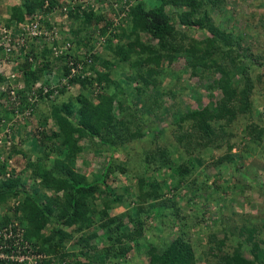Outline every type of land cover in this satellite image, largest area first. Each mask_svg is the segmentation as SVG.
Returning <instances> with one entry per match:
<instances>
[{
    "label": "trees",
    "instance_id": "obj_1",
    "mask_svg": "<svg viewBox=\"0 0 264 264\" xmlns=\"http://www.w3.org/2000/svg\"><path fill=\"white\" fill-rule=\"evenodd\" d=\"M115 1L100 0L92 4L90 0H81L76 6L68 7L66 21L70 22L71 27L69 30L64 27L66 37L60 42V47H66V49L64 48L62 54L57 57H53L49 44L44 45L39 55L35 53L33 44H31L29 45V52L37 63L32 66V63L23 59L22 56H15L14 51L6 53L4 48L0 47V61L8 56L7 60H13L16 64V70L13 72L15 78L10 83L11 86L22 84L24 87H29L34 82L41 80L45 74L56 72L59 78H66L72 75V69L79 70V76L72 75L67 80V83L68 87L69 85L78 84L82 91L72 97L73 95L68 92V89L63 88L59 97L51 102L52 106L48 114L43 116L45 123L51 120L58 130L50 135L41 130L36 133V139L33 142L29 141V139L27 141V143L31 142L35 149L38 146L42 149V154L36 156L34 163L26 164L27 169L30 170L28 176L24 177V172H18L14 165H9L8 163L19 156L30 158V155L28 156L25 153L26 151L21 148L22 143L25 142V140H22L26 139L22 135L23 126L21 123L24 120H20V123H9L14 116L6 115L5 106L0 107L1 139L3 143L5 139L9 141V147L5 143L0 144V156H5V160L0 161V212L5 215L4 222H8L9 218H17L21 221L23 240L29 243L30 246H28L32 251L44 256L40 264H84L82 262L84 257L83 250L86 248L92 251L95 250L97 257L105 256V259L98 261V264H117L129 251V247L126 246L125 242H132L135 246L137 245V238L144 232V224L141 220H135L137 225L133 231L134 233L112 236L116 229L119 230L122 227V224L120 219L113 220L109 218L107 212L114 205L125 203L124 198L122 202L121 195L112 196L111 201H104L101 210L94 211L92 208L98 200V194H102L101 191H104L107 195L111 194L108 186V181L111 177L128 176L133 173L129 161L122 159L119 155L123 138L129 136L130 140L140 141V146L144 152L143 160L140 161L143 174L137 178L138 182L135 186L131 185L129 190L126 189L128 195H135L133 197L134 204L136 202L142 203L145 201L144 199L153 198L158 201L159 198L162 199L164 197L167 186H162L165 179H161V181L157 179L158 172H165L167 177H172L175 173L178 180L175 183L176 185L173 186L174 188L181 184V181L191 173L190 167L188 169L171 158L170 150H168L170 146H168L164 138L158 136L157 133L147 132L144 134L145 143L141 141L143 133L139 132L134 126L132 121L134 116L128 117L127 121L125 115L122 114L120 119H118L112 113L114 99L118 100L120 104V95L126 92L123 87L126 84L122 85L120 80L115 79V69L122 65H128L134 72L128 77V81H131L132 85L135 84L137 86L131 87V85H128V91L132 92L135 90L137 94L135 98L144 97L146 101H144L143 105L154 108V112L157 111L154 104H149L153 101L148 99L149 97L145 95V92L149 87L157 88L161 85V80L155 81L154 76L158 75V68L163 73V68L161 67L163 59L171 60L172 52L180 51L179 45H170L175 40V33L174 35L171 33V27L164 11L166 2H174L176 0H158L159 5L151 10L147 9L148 3L134 0L125 18L122 19L123 21L129 19V25L127 24L130 26L129 30L125 25L119 27L113 25V17L118 15L114 8ZM178 1L185 3L191 8L190 12H194V15L199 14L197 21L192 22L191 26H205L210 30L213 39L209 43L204 44L208 52H216L218 58L221 56L224 59L235 53L236 48L240 45L239 40H236L231 33L224 32L210 17L211 11L216 10L220 2V5L224 3L222 0ZM49 2V6L45 10L47 14L53 9H51V6L55 4L53 0H49ZM103 2L106 5H111V9L107 13L101 11L100 4ZM93 5L95 7L99 5V7L95 8ZM23 6L14 5L10 7L9 18L1 20L4 27L12 31L13 37L15 33L18 38L23 34L17 28V23H22L24 26L23 30L26 31L25 26L28 25V22L30 23L26 16L34 15L41 10L44 11L43 0H24ZM12 23L15 24L13 27ZM72 23H74V26H72ZM43 24L44 27L51 28L50 22L45 21ZM98 25L101 26L98 36L104 35L105 37L101 45V48L104 49L102 55L96 51L97 39L93 35L83 38L86 28ZM112 26H114V30L113 28L111 29ZM109 30H112V33H110L109 37H106ZM143 32L158 40L159 45L155 51L143 45V41L140 40L139 36ZM14 39L16 38H11L8 44L14 45L16 42ZM125 39L127 40L126 42L124 41ZM27 42L28 38H26L25 43ZM57 43L58 41H53V45L56 47H58ZM188 45L185 47L184 52L189 55V61H191L192 65L201 67L203 70H210L217 65L218 61L216 60H205L199 44L193 41L191 44L189 42ZM240 57L239 62H241L243 67H241V73H239L240 80H238V84H234L227 68L224 67L222 69L219 66L221 78L217 82L218 85L211 86L210 90L219 89L222 95L221 98L216 102L212 101L199 110L181 116L174 123L178 128H183L187 120H193L192 125L185 131L179 132L177 139H174V148L181 150L183 146L180 143L185 142L187 137L189 140L195 137L197 139L201 138L202 142H197L195 139V142L191 143L189 147L192 152L194 151L198 155L199 150L214 142L216 135H224L227 138H231L232 133L227 128L235 121L242 120L241 122H243L245 120L246 123L242 127V133L249 140L248 143L244 144L245 149H243V152L245 156L249 154V149L253 151L251 144L259 146L261 149V143L264 141V125L262 124L264 109H260V107L255 105L254 96H252L256 88L249 70L250 59L253 56L249 54ZM5 81H7L5 75L0 72V86L4 85ZM141 86L144 88L142 89ZM95 90L94 103L89 95ZM52 95L53 91H48L40 100L44 98L50 99ZM3 96L4 93L0 91V98ZM24 105L26 107V103ZM127 107L129 106L127 105ZM18 109L23 110L24 108L18 107ZM127 110V114H130L131 108ZM8 112H13V110ZM73 116L77 118L76 127L71 124ZM8 125L9 131L5 132V128ZM14 135H18L17 139ZM82 138L87 139L92 148L100 149L106 146V151L110 150L108 151L109 157L102 173L93 175L92 178H88L85 173L76 170V161L84 151V146L79 144V140ZM151 143L154 145L151 146ZM57 146L59 155L52 159V165L48 168L45 165V161L50 159ZM187 152L189 151H186V154ZM233 160L234 158L232 159V157L227 160L221 157L217 161L219 165L216 166L221 167L223 166L221 165L222 163L230 164L233 162L232 172L236 174L237 171L239 172L235 165L238 159ZM136 163L138 162L135 161L133 164ZM24 169L26 170V167ZM149 173L152 177L151 181H148L149 184L147 186L151 190L144 193L142 177ZM165 184L167 185L166 182ZM195 184L198 185V182L196 181ZM199 186V190L207 188L203 184ZM263 186L264 184H259L256 187L263 189ZM189 189L192 190V187ZM216 189H219V191H215ZM197 191L198 189H196ZM212 191L226 195L225 193L229 191V188L227 186L224 188V185H215ZM48 192L52 194L47 195ZM224 197L221 198L222 201L226 200V196ZM173 204L175 203L165 204L164 210H162L164 213L162 214L176 217L177 214H173L176 204L175 206ZM166 206L168 207L165 208ZM224 208L230 210L232 207H227L224 204ZM177 210L176 212H178ZM142 211V208H138L137 214L140 217L142 216ZM95 215H98L100 221H102L101 228L105 230L104 232L107 236V242L101 249H97L91 243V241L98 240L97 235L93 231L94 221L91 219ZM174 219L178 220V217ZM227 221L225 222L224 217H221L217 225L224 233V239L232 235L234 231H238L240 236L246 233V241L252 242L253 235L250 232L256 228L249 229V226H252L250 218L245 219L244 224L238 229L236 228L237 226L233 225L232 221ZM47 223L50 224L48 231L44 230V226ZM13 233H17L16 229H13ZM78 239L80 243H77ZM215 239L208 247L210 251L208 254L214 259L217 258L215 264H251L240 256L238 251L239 254L227 252L222 255L217 254V251L221 252L224 239L219 241ZM145 254L148 258L147 264H196L194 249L191 243L185 239L184 234L179 235L170 242H163L160 251L156 247L151 246L145 251ZM106 260L111 263H106ZM0 264L15 263L9 260H1ZM257 264H264V262Z\"/></svg>",
    "mask_w": 264,
    "mask_h": 264
},
{
    "label": "rangeland",
    "instance_id": "obj_2",
    "mask_svg": "<svg viewBox=\"0 0 264 264\" xmlns=\"http://www.w3.org/2000/svg\"><path fill=\"white\" fill-rule=\"evenodd\" d=\"M47 1V0H43ZM54 5L52 8L59 9L57 12H54V9L47 14L45 11L47 8H44L42 15V21H50V23L55 25L52 28L53 34L49 33V38L57 39L58 43L66 37V32H64V27L70 29L71 25L69 21H66V9L68 7H73L78 4L75 2L77 0H53ZM92 3H97L100 0H90ZM119 1V0H116ZM141 2H146L147 9H154L159 5L158 0H139ZM202 1V0H199ZM218 4L216 10L211 11V16L214 23L218 25L224 32L231 33V35L237 40H239V47L236 48L235 53L232 54L229 58L224 59V57L218 58L216 52H208L205 43L212 41L213 36L205 26H196L192 25V22L197 21L199 14L190 12V9L185 3L181 1L166 2L164 11L171 27V33L174 35V42L170 43L172 46L179 45L180 51L172 52V59H163L161 67L163 68V73L158 68V75L154 76V80H161V85L157 88L149 87L145 92V95L149 97L148 99L153 102L149 104H154V108L149 107L148 105H143L144 97L135 98V90L130 92L128 91V85L131 87L137 86L131 84V81H128V77L134 72L129 68L128 65L118 66L115 70V79L120 80L122 85L125 88V94L120 95L119 101L114 99L113 101V115L120 119V116L125 115V119L128 117L134 116L132 119L135 128L139 132L143 133L141 141L146 143L144 134L145 133H157L158 136L164 138L167 141L170 150L171 158L174 159L180 165H183L189 169L190 175L181 181V184L177 185L176 188L173 186L176 185L178 177L174 173L172 177H167L165 172H158L157 179H165L162 186H167L164 192V197L159 198L156 201L153 198L144 199L145 201L136 202L134 204L133 197L135 195H128L129 187L131 185H136L138 180L137 178L143 174V168L140 166V161L143 160V150L140 146V141L130 140L127 136L123 138V144L120 148V157L122 159H127L130 163L132 169V175H119L113 176L108 181V186L111 194L107 195L104 191H101V195L98 194V200L95 203V206L92 207L95 210H101L103 207L104 201H111L112 196H122L125 203L120 205H114L111 209L108 210V217L113 220H121V228L112 234L113 237L116 235H126L129 233H134L137 223L135 220H141L144 224V232L142 235L137 238V245L135 246L132 242H125L126 246L129 247L128 253L124 258L120 259L117 264H147L148 258L146 257L145 251H147L151 246L157 248L158 251L161 250V245L163 242H170L174 238L178 237L181 234L185 235V239L191 243L192 248L194 249L196 255V264H215L216 259L209 255L208 250L209 245L212 243L213 239L216 241L224 239V233H222L218 223L221 217H224L225 222L232 221L236 228L244 224V220L250 218L252 226H249V229L255 227L256 229L251 230L253 235L252 242L246 241V233L243 236L239 235V232L234 231L232 235H229L224 239V245L221 248V252L217 251V254H223L225 252L235 254L238 253L240 256L245 258L251 264L264 262V186L263 189H260L256 186L259 184H264V141L261 143V149L258 146L251 144V149L248 150V155L245 156L243 152L244 144L248 143V138L242 133V127L245 120L235 121L227 128V130L232 133L231 138L226 136H217L214 138V142L210 143L206 148L199 150V154L192 152L189 148L191 143H194L195 139L197 142H202V139L189 140L185 138V142H182L181 150L174 148V139H177L179 132L185 131L192 125L191 119L187 120L183 128H178L174 125L179 118L183 115H187L193 111L199 110L205 105L210 104L212 101L216 102L221 98V92L219 89H212L210 87L213 85H218V80L221 78L220 67L222 69L227 68L232 81L234 84H238L240 80L241 67L243 65L239 62L240 56H247L251 54L253 57L250 59V75L251 79L255 84V94L254 103L260 109H264V0H222ZM2 1L0 0V3ZM12 5L23 6L24 0H10ZM75 2V4H73ZM106 2V1H105ZM89 5V4H88ZM101 11L107 13L111 9V5H106L104 2L100 4ZM99 7V5H97ZM87 9V8H85ZM100 9V8H99ZM119 8H116L118 12ZM27 15L26 17H28ZM125 16H122V12H118L116 17H113V25L119 27L125 25L130 29L128 20H122ZM128 24V25H127ZM112 25V24H111ZM44 26V24H43ZM74 26V23H72ZM114 26L111 27L114 30ZM124 26V27H125ZM4 27L3 21L0 18V29ZM62 27V28H61ZM125 27V28H126ZM101 26L88 27L84 30L83 38L90 37L93 35L97 39L96 51L97 53L104 52V49L101 48V45L104 42V35L98 36ZM112 30L106 34V37L110 36ZM140 40L143 41V45L150 47L152 50H156L159 45L157 39H154L148 33H140ZM82 37V36H81ZM127 41L126 39L124 40ZM196 42L202 48L205 60L213 59L218 61L217 65L213 66L210 70H203L201 67H196L192 65L189 61V55L184 52L185 47L191 44V42ZM189 46V45H188ZM223 58V59H221ZM226 58V57H225ZM241 58V57H240ZM223 60V61H222ZM224 65V66H223ZM15 62L11 61L6 63L4 67H0V72L3 74H8L16 70ZM211 72V73H210ZM135 83V82H134ZM8 84V82L6 83ZM4 85L2 86H6ZM10 84V83H9ZM33 84L30 86V88ZM142 89L144 88L141 86ZM0 89H3L0 87ZM75 97L82 90L77 87H69L68 90ZM95 91H92L89 95L92 102L95 103ZM56 99V98H55ZM54 99V100H55ZM12 103L6 104V110H12ZM37 104H41V108L44 107V110L33 109L37 112L34 117L30 120L24 121L22 124V135L26 139H21L25 142L21 145L23 151L30 157L24 158L22 156L13 158L12 165L17 169H23L26 167L25 174H30V170L27 169L25 164L34 163L36 161V156L42 154V149L38 146L37 149L32 144H28V139L32 142L36 139V133H39L43 130L47 135L58 130V128L49 122H44L43 111L47 113L50 111L52 106L51 102L41 101ZM36 105V104H35ZM127 105L129 107H127ZM131 108L130 114H127L128 110ZM264 119V116L262 117ZM71 124L77 126V118L73 116L71 118ZM128 121V120H127ZM10 123V122H9ZM13 123V121L11 122ZM140 124V125H139ZM264 125V120L262 121ZM139 125V126H138ZM77 136V135H76ZM75 136V137H76ZM17 139L18 135H14ZM164 141V140H163ZM191 141V142H190ZM80 145L84 146V151L78 157L76 161V170L86 174L88 178H92L93 175H100L106 164V161L109 157V152L106 151L107 147L100 149L92 148V145L85 138L79 140ZM97 143V141H95ZM188 142V144H187ZM228 144V145H227ZM151 146L154 144L151 143ZM56 150L50 156V159L45 161V165L49 168L52 165V159L59 155L58 146ZM191 150V151H190ZM186 151L187 152L186 154ZM24 153V152H23ZM183 158H181V156ZM5 156H0V161H4ZM225 160L232 157V159H238L236 168L239 169L236 174L232 172L233 162L230 164H221L223 166L219 167L217 161L220 158ZM233 160V161H234ZM135 161L138 163L133 164ZM14 168V167H13ZM194 168V170H193ZM23 171V170H22ZM174 172V170H173ZM24 175V177L26 176ZM151 174L142 177L143 178V191L147 193L151 189L147 186L148 181H151ZM166 177V178H165ZM146 178V180H145ZM168 178V179H167ZM148 179V180H147ZM196 180L198 185H196ZM162 182V183H163ZM167 183V185L165 184ZM30 183V182H29ZM28 183V185H29ZM192 183V185H190ZM203 184L207 186L206 189L199 190L200 186ZM27 185V186H28ZM215 185H224L229 188V191L224 195L219 191V189L213 190ZM192 187V190L189 188ZM233 187V188H232ZM196 189L198 191L196 192ZM126 193V196H125ZM131 193V191H129ZM52 193L48 192L47 195ZM128 195V196H127ZM226 200L222 201L221 198ZM174 202L176 207H174L173 214H177L176 217L173 215L165 216L164 205ZM14 203V202H12ZM173 204V206H175ZM224 204L227 207H232L230 210L224 208ZM138 205V206H137ZM166 206L165 208H167ZM138 208H142V216L140 217L138 213ZM178 209V210H177ZM168 210V209H167ZM176 210L178 212H176ZM21 225V221L17 218ZM94 221L93 231L98 237V240L91 241V243L101 249L103 245L107 242V236L105 230L101 228L102 221H100L99 216L95 215L91 218ZM217 226V227H216ZM50 228V224L47 223L44 226V230ZM215 238H214V236ZM80 243L79 239L78 242ZM239 244V245H238ZM79 245V244H78ZM84 249V248H79ZM238 251V252H237ZM259 251V253H257ZM84 257L82 262L84 264H98V261L105 259L103 257H97L95 250L84 249ZM257 253L256 255H254ZM203 256V257H202ZM257 256V257H256ZM99 259V260H97ZM106 263H111L106 260Z\"/></svg>",
    "mask_w": 264,
    "mask_h": 264
},
{
    "label": "built area",
    "instance_id": "obj_3",
    "mask_svg": "<svg viewBox=\"0 0 264 264\" xmlns=\"http://www.w3.org/2000/svg\"><path fill=\"white\" fill-rule=\"evenodd\" d=\"M134 0H119L114 2V8H119L118 12H122V16H126V13L128 12V9L132 6ZM75 2H81V0H77ZM73 2V4H75ZM49 0L44 1L43 8H47L49 6ZM92 3V2H91ZM93 4V3H92ZM95 5V4H94ZM93 5V6H94ZM95 7V6H94ZM97 8V5L96 7ZM54 12H57L59 9L56 7L53 8ZM67 10V9H66ZM66 12V19H67V11ZM41 12H36L32 19H34V23H32L30 26L26 27V31H24L23 34H21V37L18 38L17 34L14 36L16 39H14L16 42L14 45L6 44V48H4L6 53H10V51H14L15 56L19 57L22 56L23 59H27L30 63L34 64L33 57L29 52V45L33 44L34 49L42 48L40 44L44 41L42 38H48L49 33H51L52 30H49L48 28L43 26L42 21V15ZM24 29V28H23ZM2 33L4 32L3 29H0ZM10 35L4 36L6 38L7 42L11 40ZM13 37V38H14ZM26 38H28V42L25 43ZM38 46V47H37ZM66 49V47H62L57 53H61V50ZM21 58V59H22ZM22 59V60H23ZM69 62V61H68ZM67 62V63H68ZM79 69V68H78ZM77 69H72L71 74L74 76H79ZM14 71L8 72V74L5 75L7 81H5L6 86H0L3 89H0L2 93H4V96L0 98V107L5 106L7 108L6 104L14 102L12 104V110L13 114L11 116H14L12 119L13 122H17L19 120H24L30 117L32 111L34 110V104H37L38 102V91L41 89L42 94H46L50 89L53 87H62L63 85H66L67 80L72 76H67L66 78H62L61 81L58 83H55L52 79L49 80V85L42 83H36L33 84L31 88L24 87L22 84H17L16 86H11L9 83L13 81L15 78V75L13 74ZM19 90V91H18ZM26 103V107L25 104ZM18 107H23L24 111L19 110ZM18 109V110H17ZM11 110V111H12ZM7 112L9 110H6ZM10 114L12 112H9ZM11 121V122H12ZM10 122V123H11ZM9 125L5 128V132L9 131ZM10 135V134H9ZM0 135V144H7L9 147V141L5 139L4 143L1 139ZM8 149V148H7ZM9 165H12V161L10 160ZM18 172L20 169H17ZM13 229H16L17 233H13ZM23 226L14 218H12L8 223H4L0 219V261L1 260H9L15 264H40V262L44 259V256L39 254L36 251H32L31 248H29V243L25 242L23 240ZM29 245V246H28ZM29 248V249H28ZM16 250V251H15Z\"/></svg>",
    "mask_w": 264,
    "mask_h": 264
},
{
    "label": "clouds",
    "instance_id": "obj_4",
    "mask_svg": "<svg viewBox=\"0 0 264 264\" xmlns=\"http://www.w3.org/2000/svg\"><path fill=\"white\" fill-rule=\"evenodd\" d=\"M42 11V10H41ZM43 12V11H42ZM32 16L33 15H29L28 17H26L27 18V20L28 21H30V23L28 22V25H26L25 26V28L26 27H28V26H30L32 23H34V19H32ZM48 22V21H47ZM50 22V21H49ZM4 25V24H3ZM12 25V27L15 25L14 23H12L11 24ZM55 25L53 24H51V28L49 29V30H52V28L54 27ZM17 28L21 31V32H23L24 33V30H23V28H24V26L22 25V23L20 24H18L17 23ZM2 29H3V33H2V31L0 30V47L2 46L3 48H6L5 46H6V44H8V42L6 41L7 39L6 38H4V36H7V35H10L11 37L10 38H13V36H12V31H10V30H8V29H6L5 27H2ZM18 29H16V30H18ZM50 34H53V32L51 31V33ZM15 36H16V33H15ZM15 38V37H14ZM44 41L40 44V46L42 47V48H39V49H34V51H35V53L37 54V55H39L40 54V52H41V50L43 49V47H44V45L45 44H49L50 46H51V49H52V53H53V57L55 56V57H57V56H59L60 54H62V51L63 50H61V53H57V51H59L62 47H60V43H57L58 44V47H56V46H54L53 45V41L54 40H56L57 41V39H54V38H49V36H48V38H42ZM38 47V46H37ZM15 55V54H14ZM8 59V56H7V58H5L4 60H2V61H0V67L2 68V67H4L5 65H6V63H10L11 61H13V60H7ZM27 60V59H26ZM28 61V60H27ZM33 61H34V64H37L36 63V60L33 58ZM13 63H14V61H13ZM34 64H32V66H34ZM3 74V73H2ZM3 75H5V74H3ZM50 79H52L53 81H55V83H58L59 81H61L62 80V78L60 77H58V74H56V72H51V73H48V74H45L44 76H43V78L41 79V80H39V81H36V82H34L33 84H36V83H42V87L44 86L43 84L45 83V84H47V85H49V80ZM74 86H79L78 84H76V85H74ZM74 86H70L69 85V87H74ZM69 87H68V83H66V85H63L62 87H53L52 89H50L49 91H53V95H52V97L50 98V99H48V98H44V99H41L40 100V98L41 97H44L45 96V94H42V90L40 89L39 91H38V102H41V101H49V102H53V101H55L56 99L55 98H57V97H59V95H60V92H61V90H63V88L64 89H68L69 90ZM29 88H30V86H29ZM69 92V91H68ZM55 99V100H54ZM37 102V103H38ZM41 105V104H40ZM39 104H34V107H36L35 109H41V106H40ZM33 107V108H34ZM51 108V107H50ZM22 111H24V109L22 110ZM40 111V110H39ZM37 111L36 110H33L32 111V113H31V115H30V117H28L27 119L28 120H30L31 118H33L34 117V115H35V113H36ZM10 113L9 112H7V114L6 115H9ZM13 114V112L10 114V116ZM47 114H48V112H47ZM27 119H24V121H26ZM12 121V120H11ZM51 121V120H50ZM17 122H19L20 123V120L19 121H17ZM52 123V122H51ZM32 162H34V161H32ZM25 166H26V164H25ZM22 170H24V171H22ZM19 171H22V172H24V175H26L25 174V169L23 168V169H20ZM23 175V176H24ZM29 174H27L26 176H28ZM15 205V204H14ZM4 214L2 213V212H0V219L4 222ZM12 218H9L8 219V221H10ZM4 223H8V222H4Z\"/></svg>",
    "mask_w": 264,
    "mask_h": 264
},
{
    "label": "crops",
    "instance_id": "obj_5",
    "mask_svg": "<svg viewBox=\"0 0 264 264\" xmlns=\"http://www.w3.org/2000/svg\"><path fill=\"white\" fill-rule=\"evenodd\" d=\"M1 1L2 2L0 3V18H1V20H7L9 18V15H10L9 14V8L12 7L13 5L10 2V0H1ZM74 87L80 88V86H74ZM41 109L44 110V107H42ZM41 109H40V111H41ZM45 115H47V113H44V111H43L42 116H45ZM31 142H29L28 144H32ZM79 144H80V142H79Z\"/></svg>",
    "mask_w": 264,
    "mask_h": 264
}]
</instances>
